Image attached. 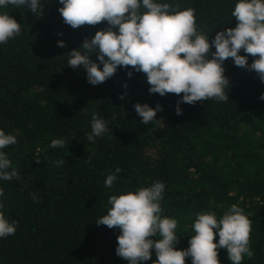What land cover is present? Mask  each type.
<instances>
[{
    "label": "trees",
    "instance_id": "trees-1",
    "mask_svg": "<svg viewBox=\"0 0 264 264\" xmlns=\"http://www.w3.org/2000/svg\"><path fill=\"white\" fill-rule=\"evenodd\" d=\"M158 2L195 9L197 29L209 33L210 44L216 32L236 25L231 12L238 0ZM41 4L42 15L24 6L0 8L21 25L19 36L0 44V130L17 140L0 151L20 176L0 179V212L16 222L15 234L0 238V264H128L115 252L120 230L96 222L110 209V196L156 181L165 185L161 215L177 220L176 250L189 246L196 213L215 212L219 219L236 204L252 228L254 254L242 264H264V83L255 72L228 58L229 101L181 102L177 115L181 97L149 94L145 74L130 67L89 84L83 66L67 65L68 53L107 28L106 22L72 29L58 0ZM60 40L65 47L57 46ZM91 59L102 68L95 54ZM135 103L161 105L159 120L141 124ZM93 113L108 128L94 142L87 139ZM54 139L64 140V147H50ZM113 173L117 179L106 187ZM217 251L220 264H231L226 249ZM155 260L152 250L142 264Z\"/></svg>",
    "mask_w": 264,
    "mask_h": 264
},
{
    "label": "clouds",
    "instance_id": "clouds-1",
    "mask_svg": "<svg viewBox=\"0 0 264 264\" xmlns=\"http://www.w3.org/2000/svg\"><path fill=\"white\" fill-rule=\"evenodd\" d=\"M58 8L63 22L72 29L81 26H95L105 23L107 28L98 30L91 38H85L77 49L68 53L67 65L72 69L83 66L89 84L95 86L112 77L118 67L131 68L142 72L150 86L149 94H174L181 97L177 101L176 114H182L181 102L194 105L196 102L215 100L229 101L227 89L230 87L224 75L223 63L231 58L234 65L255 72L264 83V0H238L231 16L235 27L216 32L209 43V33L199 31L196 25L195 9L180 10L179 4L158 2V0H58ZM24 6L33 14L42 15L41 0H0V8ZM21 25L8 13H0V44L20 35ZM63 35V33H60ZM58 47H65L63 40ZM214 46L215 51L211 52ZM243 50L246 55H240ZM95 54L99 65L91 59ZM253 57L251 64L248 57ZM131 78L132 72H127ZM127 88V84L124 85ZM123 100L124 96L121 95ZM264 100V93L259 96ZM134 111L147 125L156 119L162 106L155 108L147 104L135 103ZM108 131L106 121L91 117L89 141ZM17 143L14 135H6L0 130V149ZM64 140L54 139L50 147H64ZM39 162V161H37ZM58 163L63 164L61 160ZM11 161L0 151V179L11 181L20 179ZM117 167L115 173H120ZM109 174L105 186L112 187L116 174ZM165 185L156 181L148 187L135 192L112 195L107 214L97 225L109 229L118 228L116 255L128 264H142L149 261L152 250L156 260L152 264H185L190 257L191 264H220L217 249L227 250L231 264H242L245 256L251 258V221L236 204L231 205L219 219L215 212L196 213L189 246L176 250L177 220L162 216L160 201L163 199ZM0 189V196H3ZM33 202H37L35 194ZM3 204L0 203V208ZM215 230V231H214ZM16 222L10 223L0 212V238L14 235ZM218 236V243H214ZM159 237L158 239H154Z\"/></svg>",
    "mask_w": 264,
    "mask_h": 264
}]
</instances>
